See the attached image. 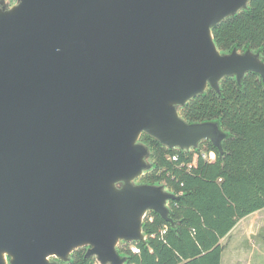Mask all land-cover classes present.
<instances>
[{
	"label": "water",
	"instance_id": "1",
	"mask_svg": "<svg viewBox=\"0 0 264 264\" xmlns=\"http://www.w3.org/2000/svg\"><path fill=\"white\" fill-rule=\"evenodd\" d=\"M250 0H0V264H60L85 248L126 264L154 212L179 197L140 183L145 134L167 149L209 141L217 121L179 114L208 87L256 73L250 49L221 52L212 29Z\"/></svg>",
	"mask_w": 264,
	"mask_h": 264
},
{
	"label": "trees",
	"instance_id": "2",
	"mask_svg": "<svg viewBox=\"0 0 264 264\" xmlns=\"http://www.w3.org/2000/svg\"><path fill=\"white\" fill-rule=\"evenodd\" d=\"M221 52L250 49L264 62V0L225 18L212 29ZM188 122L217 121L226 132L223 153L207 140L190 150L167 149L143 134L153 168L140 183H164L179 198L169 203L174 225L149 212L143 221L145 243H122L118 251L126 264H219L224 237L240 218L264 207V83L249 72L238 85L235 78L220 82V93L207 88L179 108ZM176 155V160L169 157ZM165 228V232L161 230ZM139 248L138 253L129 246ZM85 249L74 250L68 262L93 264ZM204 254V255H202ZM201 256V257H198Z\"/></svg>",
	"mask_w": 264,
	"mask_h": 264
},
{
	"label": "crops",
	"instance_id": "3",
	"mask_svg": "<svg viewBox=\"0 0 264 264\" xmlns=\"http://www.w3.org/2000/svg\"><path fill=\"white\" fill-rule=\"evenodd\" d=\"M219 244V264H264V207L237 220Z\"/></svg>",
	"mask_w": 264,
	"mask_h": 264
},
{
	"label": "built area",
	"instance_id": "4",
	"mask_svg": "<svg viewBox=\"0 0 264 264\" xmlns=\"http://www.w3.org/2000/svg\"><path fill=\"white\" fill-rule=\"evenodd\" d=\"M169 159L170 160H176V155L170 156ZM164 232H165V228L161 230V233H164ZM129 249L133 253H138L139 252V248L137 246H135V245H130Z\"/></svg>",
	"mask_w": 264,
	"mask_h": 264
},
{
	"label": "rangeland",
	"instance_id": "5",
	"mask_svg": "<svg viewBox=\"0 0 264 264\" xmlns=\"http://www.w3.org/2000/svg\"><path fill=\"white\" fill-rule=\"evenodd\" d=\"M6 1L9 2V3H13L15 0H6ZM150 161L152 162V166H154L152 157L150 158ZM147 214H148V213H147ZM121 246H122V243H119V244H118V247H121ZM84 249H85V248H84ZM93 264H97L95 258H94V263H93Z\"/></svg>",
	"mask_w": 264,
	"mask_h": 264
}]
</instances>
